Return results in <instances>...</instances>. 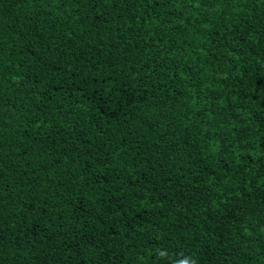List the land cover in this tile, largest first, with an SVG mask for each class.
Masks as SVG:
<instances>
[{"label":"trees","instance_id":"obj_1","mask_svg":"<svg viewBox=\"0 0 264 264\" xmlns=\"http://www.w3.org/2000/svg\"><path fill=\"white\" fill-rule=\"evenodd\" d=\"M0 264H264V0H0Z\"/></svg>","mask_w":264,"mask_h":264}]
</instances>
